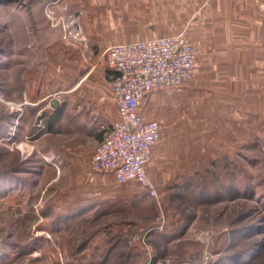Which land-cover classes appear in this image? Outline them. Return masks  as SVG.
Returning a JSON list of instances; mask_svg holds the SVG:
<instances>
[{"label": "rangeland", "instance_id": "374dc122", "mask_svg": "<svg viewBox=\"0 0 264 264\" xmlns=\"http://www.w3.org/2000/svg\"><path fill=\"white\" fill-rule=\"evenodd\" d=\"M205 1L0 0V264H264L258 16L244 18L245 56H210L216 45L187 27ZM184 31L196 67L228 75L218 77L225 91L207 86L186 109L184 173L152 198L111 172L80 169L68 125L50 106L77 101L76 62ZM28 86L31 102L44 100L25 105Z\"/></svg>", "mask_w": 264, "mask_h": 264}, {"label": "crops", "instance_id": "0c3cea01", "mask_svg": "<svg viewBox=\"0 0 264 264\" xmlns=\"http://www.w3.org/2000/svg\"><path fill=\"white\" fill-rule=\"evenodd\" d=\"M257 7V0H212L210 2L206 0L198 8L194 21L187 27L196 28L198 43L216 45L212 47L213 52L209 54L210 56H215V54L245 56L243 39L245 17L258 16L254 18L255 22H252V42L260 45L264 43V3L259 5V8ZM235 34L240 36L235 37L238 38L236 46L230 50L232 37ZM74 69L78 78H81L72 92L79 93L77 101L70 102L65 107L62 99L58 98L61 101V107L51 108L59 116V122L56 124L62 129L68 125L72 135L70 148L74 150L75 165L86 170L91 167L93 155L104 139L106 128L118 119V110L113 99V88L107 64L102 56H95L88 65L78 61ZM221 76L227 78V72L221 73V70L201 65L195 67L194 78L191 82L176 88L154 90L145 98L140 112L146 119L158 121L165 129H163L161 139L153 147L152 158L147 166L158 188H169L172 182H176L178 175L184 173V164L187 163L188 158L184 155L186 109L190 103L194 104V101H197L198 95L202 94L207 86H217L220 91H225L222 87L227 84L219 80L218 77ZM211 77L218 79L213 80L212 83ZM35 91L42 93L43 89L40 88V84L36 86ZM32 93L34 94L33 90L28 86L25 105L35 102L37 105L40 100H44V98L39 100L38 97V101L31 102L28 96ZM66 117H69L68 124Z\"/></svg>", "mask_w": 264, "mask_h": 264}, {"label": "built area", "instance_id": "2783aa9c", "mask_svg": "<svg viewBox=\"0 0 264 264\" xmlns=\"http://www.w3.org/2000/svg\"><path fill=\"white\" fill-rule=\"evenodd\" d=\"M103 58L112 83L118 119L96 148L91 167L114 174L120 185L139 184L152 198L157 184L147 166L164 127L140 112L148 94L192 81L197 49L186 31L106 48Z\"/></svg>", "mask_w": 264, "mask_h": 264}, {"label": "water", "instance_id": "95a60500", "mask_svg": "<svg viewBox=\"0 0 264 264\" xmlns=\"http://www.w3.org/2000/svg\"><path fill=\"white\" fill-rule=\"evenodd\" d=\"M50 104L54 109H59L61 107V101L58 98L51 100Z\"/></svg>", "mask_w": 264, "mask_h": 264}]
</instances>
